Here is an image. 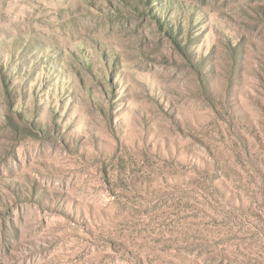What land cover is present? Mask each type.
<instances>
[{
	"label": "rangeland",
	"instance_id": "374dc122",
	"mask_svg": "<svg viewBox=\"0 0 264 264\" xmlns=\"http://www.w3.org/2000/svg\"><path fill=\"white\" fill-rule=\"evenodd\" d=\"M0 264H264V0H0Z\"/></svg>",
	"mask_w": 264,
	"mask_h": 264
}]
</instances>
